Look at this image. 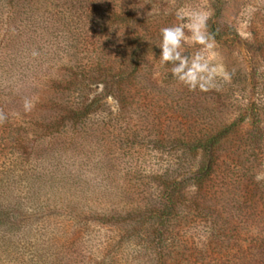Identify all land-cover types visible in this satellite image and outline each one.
Here are the masks:
<instances>
[{
	"label": "rangeland",
	"instance_id": "rangeland-1",
	"mask_svg": "<svg viewBox=\"0 0 264 264\" xmlns=\"http://www.w3.org/2000/svg\"><path fill=\"white\" fill-rule=\"evenodd\" d=\"M180 8L207 13L214 42H182L189 66L197 56L207 64L195 86L159 57L161 29L187 23L176 18ZM111 10L124 11V19L103 26L99 18ZM12 35L15 44L5 41ZM131 54L135 71L122 94L104 84L83 96L58 86L79 73L74 66L118 67ZM82 100H97L85 121L59 126L62 110ZM2 103L11 124L55 125L56 140H74L59 159L23 162L30 171L76 176L69 190L58 186L51 197L46 186L35 194L24 185L12 189L19 210L41 227L28 235L38 237L41 254L55 253L60 264H264V180L254 179L264 172V0H0ZM205 142L212 146L199 148ZM21 159L8 154L0 168ZM168 176L181 180L184 193L164 239L79 222L61 208L72 200L83 209H123L108 224L125 229L147 220L127 214L143 212ZM52 198L58 208L49 212ZM37 205L42 210L30 211ZM66 235L70 244L60 248ZM50 238L54 250L46 249Z\"/></svg>",
	"mask_w": 264,
	"mask_h": 264
},
{
	"label": "trees",
	"instance_id": "trees-1",
	"mask_svg": "<svg viewBox=\"0 0 264 264\" xmlns=\"http://www.w3.org/2000/svg\"><path fill=\"white\" fill-rule=\"evenodd\" d=\"M91 2L94 3L95 0H91ZM46 7H49V4H45ZM101 19H105L103 26L119 24L124 19V11L115 12L111 10L105 18H99V20ZM215 38L217 39V37ZM5 41L10 44L18 42L14 35L5 39ZM71 52H73L70 56L71 59H75L78 55V49H72ZM132 56L131 54L130 59L128 58L120 65L118 64V67H116L115 63L110 62H106L100 68L98 66L101 63H98L96 67H93L92 64L78 65L79 67L74 66V69L79 68V73L70 71L71 73L69 75L63 76L58 86L62 90L73 87L83 96L84 93L90 91L89 88L91 86L104 84L105 87L114 93L122 94L124 84L135 71L136 63L133 62L134 59H131ZM82 101L84 103L81 102L79 106H69L62 110V114L59 116L57 122L59 126L67 127L68 124L78 126L85 121L92 107L97 103V100L92 102ZM6 106L3 103L0 104V161L6 158L8 154L20 155L22 159L18 165L13 162L7 168H0V264H60V259H57L55 253L51 252L52 254L47 256L39 252L42 245L38 243V237L33 239V241L29 238L28 235L31 232L37 231L41 227H38V224L33 226V223L29 221L31 217L28 214L29 212H26L24 209L19 210V203L17 197L13 196L12 189L16 184L19 186L24 185L27 189L26 192L33 191L32 193L35 194L40 188L46 186L50 194H52L50 196L54 197V190L58 186L66 188L67 190L74 186L77 183V178L70 173H48L44 167L38 169V171H30L23 164V162L26 163L27 161L38 164L46 160L59 159L67 151V148H70L72 146L71 144L74 143V140H72L73 137H70L71 142L56 140L57 136L55 135L57 132L54 127L55 125L35 127L29 130L15 125V123L11 124L10 120L12 116L9 115V109ZM81 128L84 127L81 126ZM199 146V148H210L212 142H205ZM0 163L2 164V162ZM183 193L184 186L180 179L173 176L166 177L163 181V187L161 188L160 186L157 192L156 198L144 206L143 212H140L141 208L138 207L133 209L130 214H127L133 216L146 214L147 220L139 222V224L131 223V228L130 225H127L128 227L125 229L122 228L124 225L119 226L116 222L108 224L123 212V209L120 210V213L115 212L114 209L97 210L90 207L83 209V207H79L72 200H69V203L61 208L67 209L69 213H73L74 218L79 222L106 225V227L118 229L119 232L125 230L128 234H138L142 231L154 239H164L165 237H169L175 228L174 225L176 224H172L171 220L180 217ZM52 199L54 201L49 202L47 205V211L49 212H53L58 208L55 198ZM35 210H42V208L37 205L33 206V209L30 211ZM71 228H75V224L71 225ZM64 238L62 245L59 246L60 248L69 246L70 244L69 240L71 237L68 238V235H66ZM28 246H30L31 250H27ZM57 246L54 243V238L48 239L46 249L54 250ZM18 248L23 249V251L19 252ZM65 260L66 262L69 261V259ZM161 264H164V262Z\"/></svg>",
	"mask_w": 264,
	"mask_h": 264
},
{
	"label": "clouds",
	"instance_id": "clouds-1",
	"mask_svg": "<svg viewBox=\"0 0 264 264\" xmlns=\"http://www.w3.org/2000/svg\"><path fill=\"white\" fill-rule=\"evenodd\" d=\"M176 18L178 21L187 19V23H179L161 29L160 62L161 64H173L171 69L173 75L181 81L195 86L198 74L207 70V64L206 62L202 63V58L197 56L189 66L187 58L181 55V46L182 42L191 40V42L204 45L207 48L213 47L214 42L206 33L208 14L202 10L180 8L176 12ZM185 28L191 32V37L185 35ZM177 61L179 63H176ZM254 179L257 182L264 180V172H258Z\"/></svg>",
	"mask_w": 264,
	"mask_h": 264
}]
</instances>
